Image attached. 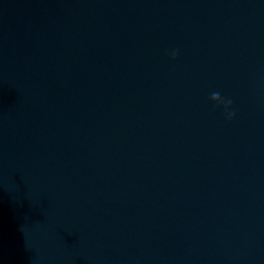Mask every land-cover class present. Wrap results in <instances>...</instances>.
I'll use <instances>...</instances> for the list:
<instances>
[{"label": "water", "instance_id": "obj_1", "mask_svg": "<svg viewBox=\"0 0 264 264\" xmlns=\"http://www.w3.org/2000/svg\"><path fill=\"white\" fill-rule=\"evenodd\" d=\"M0 264H264V0H0Z\"/></svg>", "mask_w": 264, "mask_h": 264}, {"label": "clouds", "instance_id": "obj_2", "mask_svg": "<svg viewBox=\"0 0 264 264\" xmlns=\"http://www.w3.org/2000/svg\"><path fill=\"white\" fill-rule=\"evenodd\" d=\"M177 53L173 52L172 53V58L175 59ZM210 99L214 102H217V104H224L225 108L227 109L230 105H231V100L225 101L221 98L220 94L218 92H214L212 93ZM228 118L230 119L232 116L235 115V113L229 112L228 114Z\"/></svg>", "mask_w": 264, "mask_h": 264}]
</instances>
